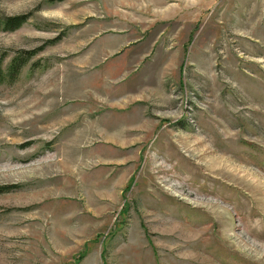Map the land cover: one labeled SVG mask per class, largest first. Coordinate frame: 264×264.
I'll return each instance as SVG.
<instances>
[{
    "label": "rangeland",
    "instance_id": "rangeland-1",
    "mask_svg": "<svg viewBox=\"0 0 264 264\" xmlns=\"http://www.w3.org/2000/svg\"><path fill=\"white\" fill-rule=\"evenodd\" d=\"M21 14L0 264H264V0H0Z\"/></svg>",
    "mask_w": 264,
    "mask_h": 264
},
{
    "label": "trees",
    "instance_id": "trees-1",
    "mask_svg": "<svg viewBox=\"0 0 264 264\" xmlns=\"http://www.w3.org/2000/svg\"><path fill=\"white\" fill-rule=\"evenodd\" d=\"M26 20L25 15H15L0 19V28L4 31H12L20 27ZM7 51L0 52V85L3 83H11L20 73V70L28 63L33 55L31 51H20L18 54L9 58L8 62L5 60L8 57ZM14 186L0 185V193L8 192Z\"/></svg>",
    "mask_w": 264,
    "mask_h": 264
}]
</instances>
